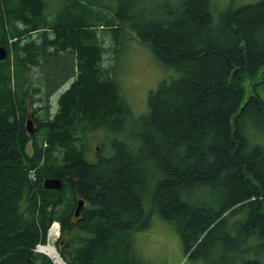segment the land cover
<instances>
[{
  "label": "trees",
  "instance_id": "16d2710c",
  "mask_svg": "<svg viewBox=\"0 0 264 264\" xmlns=\"http://www.w3.org/2000/svg\"><path fill=\"white\" fill-rule=\"evenodd\" d=\"M235 4L0 0V46L13 51L0 62V264H53L34 248L55 221L66 264H144L133 235L155 217L186 264H264V101L244 88L264 71V0ZM128 39L163 72L139 115L120 79ZM31 68L51 77L49 94L70 85L34 118L28 152ZM96 131L108 154L90 163ZM53 177L60 191L43 188ZM74 195L87 202L78 221ZM240 240L251 257H234Z\"/></svg>",
  "mask_w": 264,
  "mask_h": 264
},
{
  "label": "rangeland",
  "instance_id": "374dc122",
  "mask_svg": "<svg viewBox=\"0 0 264 264\" xmlns=\"http://www.w3.org/2000/svg\"><path fill=\"white\" fill-rule=\"evenodd\" d=\"M213 1L217 6L223 8L230 0ZM233 1H235V5H239L256 0ZM30 38L38 40L39 35L35 33L32 34ZM125 45L126 51L119 63L120 69H122V71L125 70V72L120 74V79L129 106H131L135 115H139L146 110L147 94L157 86L160 78L163 76V72L156 65L150 52L141 45L131 41V39H128ZM10 51L12 58L13 51L11 49ZM11 72H14V69H11ZM40 72L38 68L29 69L25 77L28 84L24 85L23 82L22 86L25 87L28 85V89L31 93L32 89L39 90L36 95L32 94L31 98L28 100L27 112L33 113L35 117H38L39 123H43L46 119V115H49V113L55 109L57 98L68 84L64 85L56 94L53 95V92L49 94L47 91H51L54 84L49 80L51 78L49 75L46 74L42 77ZM41 79H43V82H41ZM244 88L246 94L256 92L264 101V71L258 73L252 80L246 79L244 81ZM46 89L48 90L46 91ZM92 135L93 137L88 143L89 146H87L88 150L86 152V157L90 161L94 160V147L96 146L100 148L99 151L101 155L108 154L106 145L102 143V135L98 131L92 133ZM30 177L35 179L33 172H29V179L31 180ZM75 203L74 197L73 204L71 205V210L73 211ZM82 217L83 214H81V218ZM153 224V228L151 227L148 231L134 233L133 247L135 257L144 264H147V262L150 264H186V258H183V249L180 239L173 226L158 217L154 218ZM50 243L57 250L53 237H50ZM103 248H101L102 251ZM97 255H99V253L92 256V262H94ZM233 255H228V258H232ZM217 259L216 262L221 259V255H219Z\"/></svg>",
  "mask_w": 264,
  "mask_h": 264
},
{
  "label": "bare ground",
  "instance_id": "6f19581e",
  "mask_svg": "<svg viewBox=\"0 0 264 264\" xmlns=\"http://www.w3.org/2000/svg\"><path fill=\"white\" fill-rule=\"evenodd\" d=\"M51 51H52L51 49H48V51H46V52L49 53ZM14 138H15V140H17L18 139V134H15V137ZM17 141H18V144L17 145H20L19 140H17ZM57 232H58L57 224H54V226L52 227V230L51 229L49 230L50 237L51 236L52 237L55 236ZM253 235L255 236V233L254 232L253 233H249V234H247V237H245V238L248 239V238H250ZM243 241L244 240H240V246H239L240 248L239 249H241V250H240V253H237L236 256H234L236 259L245 258L246 254H249L250 255L249 257H251L250 250L247 252L246 247L242 245V242ZM263 241H262V244H260L258 246V250H256L259 255H264V242ZM38 250L41 253H44L45 255H47L53 261H55V263L62 264V262L60 261V257L58 255L55 247L51 243H48V244L44 245L43 247H39Z\"/></svg>",
  "mask_w": 264,
  "mask_h": 264
},
{
  "label": "water",
  "instance_id": "95a60500",
  "mask_svg": "<svg viewBox=\"0 0 264 264\" xmlns=\"http://www.w3.org/2000/svg\"><path fill=\"white\" fill-rule=\"evenodd\" d=\"M7 50L0 46V61L4 60L7 57ZM25 130L27 133L32 134L33 133V126H32V121L28 120L25 123ZM61 180L58 178H50V179H44L43 181V187L45 189H50V190H55L58 191L61 189ZM83 206V201H78L77 202V207H76V212H75V216H78V212L81 209V207Z\"/></svg>",
  "mask_w": 264,
  "mask_h": 264
},
{
  "label": "flooded vegetation",
  "instance_id": "af4514ba",
  "mask_svg": "<svg viewBox=\"0 0 264 264\" xmlns=\"http://www.w3.org/2000/svg\"><path fill=\"white\" fill-rule=\"evenodd\" d=\"M26 116H28V117L33 121V127H34L35 130H37V129H36V124H35V121H34L35 116L33 115V113H29V112H27V113H26ZM35 130H34V132H36ZM34 132L32 133V135H29V134H27L26 131L24 130V134H25V136L28 138V141H27L26 145H29L30 147H31V144H32L31 137L34 135ZM97 148H98V147H97ZM97 150H98V149H97ZM96 155H97V153L95 154V157H96ZM96 159H97V158H96ZM96 159H95V160H96Z\"/></svg>",
  "mask_w": 264,
  "mask_h": 264
}]
</instances>
